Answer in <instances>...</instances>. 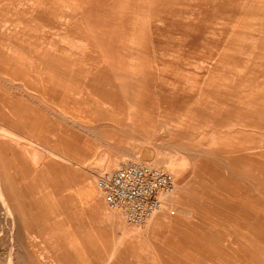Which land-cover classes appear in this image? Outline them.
<instances>
[{"label": "rangeland", "instance_id": "374dc122", "mask_svg": "<svg viewBox=\"0 0 264 264\" xmlns=\"http://www.w3.org/2000/svg\"><path fill=\"white\" fill-rule=\"evenodd\" d=\"M12 43L25 61L0 59V172L9 143L28 177L21 205L0 194V264H104L128 243L116 263L264 264V0H0V52ZM78 112L97 119L81 129ZM78 132L88 149L63 157ZM38 155L56 165L35 168ZM128 163L172 174L164 221L108 207L96 178ZM54 166L73 177L57 186ZM91 180L95 212L75 201Z\"/></svg>", "mask_w": 264, "mask_h": 264}, {"label": "built area", "instance_id": "2783aa9c", "mask_svg": "<svg viewBox=\"0 0 264 264\" xmlns=\"http://www.w3.org/2000/svg\"><path fill=\"white\" fill-rule=\"evenodd\" d=\"M96 185L110 209L119 210L130 223H140L160 208L161 194L172 189L174 179L164 169L128 163L101 171Z\"/></svg>", "mask_w": 264, "mask_h": 264}, {"label": "bare ground", "instance_id": "6f19581e", "mask_svg": "<svg viewBox=\"0 0 264 264\" xmlns=\"http://www.w3.org/2000/svg\"><path fill=\"white\" fill-rule=\"evenodd\" d=\"M186 37V36H185ZM57 41H58V39H57ZM75 42V41H74ZM57 43V42H56ZM77 44V43H76ZM18 45V44H17ZM74 46V45H73ZM9 47L10 48H8L9 50H7L5 53H3V52H0V59H2V58H4L5 56H9V59H11V60H14V63L12 64H9V67H13V66H16L17 65V60H23V61H25L24 60V57L22 56V50L20 51V50H18V48H17V46H16V43H12V44H10L9 45ZM23 49H24V46L22 47ZM63 48V47H62ZM68 48V47H67ZM65 49V48H64ZM56 50V49H55ZM19 51V52H18ZM70 51L72 52V50L70 49ZM79 51L80 52H83L84 50L83 49H81V48H79ZM64 52H65V50H64ZM70 54V53H69ZM80 54H78V56H79ZM82 56H83V53H82ZM27 57V56H26ZM46 57H47V54H45V53H43V54H39L38 55V58L40 59V60H43V59H46ZM86 57V56H85ZM52 58H54L53 56H52ZM76 58H82V57H76ZM83 58H84V56H83ZM107 58V57H106ZM29 59V58H28ZM85 59V58H84ZM37 60V59H36ZM82 60V59H81ZM84 61V60H83ZM82 61V62H83ZM20 63L22 62V61H19ZM55 64V63H54ZM53 64V65H54ZM56 65V64H55ZM45 66H46V64H45ZM50 68H51V66H50ZM30 69H32V70H34V69H36L35 67H30ZM46 69V68H45ZM13 70V69H12ZM46 71V70H45ZM48 72V71H47ZM39 74H41V72H38ZM98 72L96 71L94 74H92V81H93V84H90V85H92V86H97L98 85V83H96L97 81L99 82V75L100 74H97ZM17 75V74H16ZM19 75V74H18ZM90 75V74H89ZM20 76V75H19ZM21 77V76H20ZM45 78L46 77H48V76H44ZM101 80V79H100ZM107 80V79H106ZM246 80V79H245ZM44 81V80H43ZM40 82V81H39ZM65 82V81H64ZM68 84V83H67ZM66 84V85H67ZM103 83L101 82V85H102ZM107 84H109V83H107ZM105 85V84H104ZM59 86V85H58ZM57 86V87H58ZM108 86V85H107ZM101 87V86H100ZM63 88V87H62ZM67 88V87H66ZM70 88V87H69ZM101 89V88H100ZM108 90V89H107ZM46 91V90H45ZM75 91V90H74ZM79 92V91H78ZM70 93V92H69ZM117 93V92H116ZM108 96V95H110V94H105V96ZM125 95V94H124ZM128 95V94H127ZM6 96H7V94H6ZM5 96V97H6ZM111 96L113 97L112 99H117L118 98V95L117 94H111ZM99 97V96H98ZM7 98V97H6ZM120 98V97H119ZM133 98V97H132ZM8 99V98H7ZM3 101H4V98H3ZM11 101V100H10ZM14 102H15V100H14ZM19 102V101H18ZM76 102V101H75ZM5 103V102H4ZM12 103V102H11ZM17 103V102H16ZM20 104V103H19ZM23 104V103H22ZM96 104V103H95ZM94 104V105H95ZM106 104V103H105ZM24 106V105H23ZM109 106V105H108ZM95 108V107H94ZM0 110H1V107H0ZM16 110V109H15ZM22 110V109H21ZM96 110V109H95ZM95 110H93V112H95ZM98 110V109H97ZM17 111V110H16ZM73 111V110H72ZM120 111H122L121 109H120ZM92 112V113H93ZM106 112V111H105ZM111 112V111H110ZM138 112V109L136 108V107H131V108H129L128 109V111L126 112V114H127V120L129 121L128 123L129 124H131V126H133V124H134V120H135V114ZM24 113H25V111H24ZM23 113V114H24ZM33 113V112H32ZM76 113V112H75ZM91 113V112H90ZM90 113H86V112H84V113H82V112H78L77 114H76V119H73L74 121H75V123L76 124H78V126H79V128H81V129H87V127H89L90 126V123L92 122V121H94V120H96L97 118L95 117V116H92ZM98 113V112H97ZM30 114V113H29ZM36 114V113H35ZM102 114V113H101ZM109 114V113H108ZM111 114V113H110ZM113 114V113H112ZM95 115V114H94ZM114 115H117V114H114ZM33 116H34V113H33ZM105 116H107V115H105ZM105 116H103V117H105ZM118 116V115H117ZM22 118L24 117V116H21ZM20 117V118H21ZM28 117V116H27ZM30 117V116H29ZM28 117V118H29ZM111 117V116H110ZM19 118V119H20ZM21 118V119H22ZM27 118V119H28ZM32 119V118H31ZM112 119V118H111ZM26 120V119H25ZM103 120H104V118H103ZM113 120V119H112ZM29 121V120H28ZM31 121V120H30ZM99 121V120H98ZM105 121V120H104ZM93 123V122H92ZM98 123V122H97ZM105 123V122H104ZM110 123V122H109ZM94 124V123H93ZM59 133V132H58ZM82 133H77V137L76 138H78V139H84L85 137H83V135H81ZM64 135V134H63ZM60 137H61V135H59ZM63 137V136H62ZM61 137V138H62ZM66 137V136H65ZM71 137H73V136H71ZM58 138V137H57ZM64 138V137H63ZM68 139L66 138L64 141H67ZM73 140V139H72ZM57 141H58V139H57ZM56 141V142H57ZM75 141V140H74ZM72 141V143H70L69 142V140H68V142L70 143V148H72L73 147V149H75L76 151H80V150H83L84 149V146H85V143H87V141L84 139L83 141ZM59 142V141H58ZM66 145V144H65ZM84 145V146H83ZM88 145V144H87ZM67 146V145H66ZM69 147V146H68ZM86 147V146H85ZM88 147V146H87ZM86 147V148H87ZM88 149V148H87ZM87 149H85V150H87ZM72 161H74L75 162V160H73V159H71ZM115 166V163L113 164L112 163V165H108V167L107 168H110V166ZM106 166V165H105ZM1 170V169H0ZM43 170H45V169H43ZM52 170H53V168H52ZM109 170V169H108ZM89 171V170H88ZM95 171V170H94ZM94 174V173H93ZM94 177V176H93ZM3 181H5V177H4V179H3V176H2V173L0 172V194L1 195H3V192H5V189H3L4 187H3ZM93 183V180H91V181H89V183H88V185H85L83 188H81L79 191H78V193L79 194H81V193H83V194H87L89 197L90 196H93L94 198H96V197H98V195H97V189L95 188V186L92 184ZM53 184H54V182H53ZM87 184V183H86ZM52 185V184H51ZM57 186H59L58 184H57ZM82 186V185H81ZM8 187V186H7ZM55 187V186H54ZM57 188V187H56ZM54 190H55V188H53ZM63 189V188H62ZM8 190H9V188H8ZM99 190V189H98ZM60 192V191H59ZM168 192V191H167ZM76 193H77V191H76ZM163 193H165V192H163ZM162 193V194H163ZM56 194H57V191H56ZM59 194V193H58ZM79 194H77V195H79ZM82 194V195H83ZM161 194V195H162ZM80 196V195H79ZM1 197V196H0ZM4 197V196H3ZM2 197V198H3ZM12 197V196H11ZM58 197H60L61 198V196H59L58 195ZM170 197H171V195H170ZM169 196H168V194L167 195H165V196H163L162 198H163V202L164 203H168L169 202V198H170ZM13 198V197H12ZM11 198V199H12ZM14 199V198H13ZM62 199V198H61ZM63 200V199H62ZM69 200V199H68ZM7 201V200H6ZM12 201V200H11ZM67 201V200H66ZM78 201V200H77ZM79 202V201H78ZM63 203V202H62ZM71 204H72V201L70 202ZM77 203V202H76ZM69 204V203H68ZM62 205V204H61ZM64 205V204H63ZM62 205V206H63ZM73 205V204H72ZM72 205L70 206V207H72ZM59 206H60V204H59ZM46 207V206H45ZM74 207V206H73ZM43 208V207H42ZM64 208H65V206H64ZM61 209V208H60ZM76 209V208H75ZM63 210V209H62ZM156 211H158V210H156ZM154 212L152 215H151V218L147 221V222H145V226L147 225V226H149V225H151L154 221H155V219L157 218V217H160V219L159 220H163L164 221V219H167V215L165 214L164 215V213H162L161 214V216H154L157 212ZM66 212H68V210L66 211ZM43 213V212H42ZM70 213V212H69ZM68 213V214H69ZM170 213H171V211H170ZM249 213V212H248ZM54 214H55V212H54ZM91 214V213H90ZM250 214V213H249ZM82 215V214H81ZM122 215V214H121ZM70 216H71V214H70ZM79 216V215H78ZM91 216V215H90ZM73 218V217H72ZM252 219V218H251ZM249 220H250V217H249ZM67 221V220H66ZM53 224V223H52ZM55 226V225H54ZM133 226V225H132ZM131 226V227H132ZM136 226V225H135ZM144 226V227H145ZM139 227V226H138ZM55 229H56V227H55ZM138 229H140V228H137V229H133V230H130V231H128L129 233H136V234H141L142 233V231H136V230H138ZM124 231H125V227H124ZM144 232V231H143ZM132 238L134 237V236H131ZM121 239H123V238H121ZM126 239H131L130 238V236L129 237H127ZM125 239V240H126ZM141 240H143V239H141ZM120 241V240H119ZM122 243V242H121ZM120 243V244H121ZM119 244V245H120ZM129 244V243H128ZM125 245L124 247L123 246H119V249H120V253L118 254V255H114V253H111L110 255H109V258H107V260L105 261V263L104 264H118V263H116V257L117 258H119L120 259V257H122V256H124L122 253H123V251L122 250H127V249H129V245ZM134 245V242H132L131 243V246H133ZM146 245V244H145ZM82 246V245H81ZM147 247V246H146ZM145 247V248H146ZM147 249V248H146ZM116 250H117V248H116ZM115 250V251H116ZM113 251H114V249H113ZM122 252V253H121ZM144 253V252H143ZM126 255V254H125ZM139 258V257H138ZM64 259H66L65 257H64ZM115 259V260H114ZM140 259V258H139ZM142 259V258H141ZM105 260V259H104ZM136 260V259H135ZM149 260V259H148ZM147 260V261H148ZM121 261V260H120ZM146 261V260H145ZM249 261V260H248ZM92 262V261H91ZM123 262V261H122ZM125 262V261H124ZM123 262V263H124ZM149 262H150V260H149ZM71 263V262H70ZM86 263V262H85ZM127 262H125V264H126ZM8 264H15L14 263V260L11 258V256H9V259H8ZM65 264H67V263H65ZM69 264V263H68ZM72 264V263H71ZM84 264V263H83ZM88 264V263H87Z\"/></svg>", "mask_w": 264, "mask_h": 264}, {"label": "crops", "instance_id": "0c3cea01", "mask_svg": "<svg viewBox=\"0 0 264 264\" xmlns=\"http://www.w3.org/2000/svg\"><path fill=\"white\" fill-rule=\"evenodd\" d=\"M51 135H52V133H50L49 137H47L45 139H47V141H51L52 140V138L50 137ZM69 142L72 143L71 141H69ZM69 142L68 141L62 142L64 144L65 151H66L65 152L66 156H63V157H71L69 154H70V151H72L73 147L70 148V143ZM58 143L59 142H56L57 145H58ZM51 144H52V142H51ZM2 150H3V157H4L3 160L7 162L8 167L10 169V170H8L9 173L6 176L7 179L5 178V181H3V184H5L7 186L9 185L8 187H6V191H5V194H8V196H9L8 197L9 199H7V201H11L12 200L11 202L15 203V205H18V204L21 205L23 203V195L21 194L22 191H21V189H19L20 186H21V182H17V181H18V178L21 175L24 176V177H28V176H25V175H27L25 173L27 171V167H26L25 163L23 162V160L21 158L22 153H20V150L17 151V150L12 149L11 145L9 143L4 144ZM54 151L56 153H58L57 150H53V153H54ZM63 160H64V158H63ZM0 161H2L1 158H0ZM35 161H36V167L35 168L39 167V170H41V166L43 165L42 162L45 163V161L48 163V165H56V164L51 162L52 160L42 158L41 155H38L37 158H35ZM64 161L69 163L66 160H64ZM45 166H46V164H45ZM51 168H53V170L50 169V172H51V176L49 175L50 179H54L57 182V184H58V182H59V184L63 183L62 181H64L65 179H69V178L73 177V175H71L69 173L70 171L67 170L68 168L67 169H60V170H58L55 166L51 167ZM8 188H9V190H8ZM62 188L63 189H68V186H65V187L61 186V189ZM82 194L83 193L79 194L80 196L76 195L75 201L78 200L79 202H82L83 201L82 198H84V197L85 198H90V199H93V201L89 203L92 206V211L95 210L94 209L95 206L96 207L98 206L99 209L102 207V202L99 200V196L94 198L93 196L89 197V196H87V194H83V195ZM68 196L71 197L72 195H66L67 198H68ZM17 208L19 209L20 206H18ZM36 211H38V210H36ZM16 214L20 215L19 213H16ZM39 215L41 217V211H40ZM80 216H83V215H80ZM89 218H90L89 220L92 223H97L96 226L98 227V231H97L98 236L100 237V235H103V237H104V235H105L104 230H105V226H106L105 221L102 218H99V217H97V218L96 217H89Z\"/></svg>", "mask_w": 264, "mask_h": 264}]
</instances>
